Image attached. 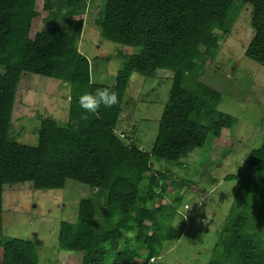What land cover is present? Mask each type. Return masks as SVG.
<instances>
[{
    "label": "trees",
    "instance_id": "16d2710c",
    "mask_svg": "<svg viewBox=\"0 0 264 264\" xmlns=\"http://www.w3.org/2000/svg\"><path fill=\"white\" fill-rule=\"evenodd\" d=\"M236 1L106 0L94 21L100 36L139 52L124 56L114 85L103 86L94 82L91 63L77 48L84 22L72 19L85 13L89 0H0V264H38L34 244L2 238L5 185L60 190L72 180L92 191V198L79 202L76 223L61 222L58 230V250L81 253V264H149L164 243L181 238L172 226L180 200L164 195L170 175L154 165L178 162L236 125L217 110L220 93L202 81L205 63L215 59L232 26ZM240 1L254 8V35L244 56L264 67V0ZM62 9L65 31L31 34L39 10L55 18ZM23 74L57 80L69 92L66 124L44 119L35 147L10 138ZM134 74L172 80L149 153L126 145L115 130ZM98 88L115 91L119 103L101 106L98 117L88 114L76 127L72 121L83 111L78 97ZM225 181L239 187L208 264H264V143L249 153L244 173Z\"/></svg>",
    "mask_w": 264,
    "mask_h": 264
},
{
    "label": "rangeland",
    "instance_id": "374dc122",
    "mask_svg": "<svg viewBox=\"0 0 264 264\" xmlns=\"http://www.w3.org/2000/svg\"><path fill=\"white\" fill-rule=\"evenodd\" d=\"M105 1L89 0L85 13L72 19L84 22L77 48L93 64L94 82L110 86L123 57L137 54L139 48L117 45L100 36L94 21L102 13ZM233 11L232 26L224 41H220L215 59L205 63L202 81L220 93L217 110L235 118L237 123L222 132L219 139L209 137L202 149L178 162L154 165V170L170 175L164 195L180 200L173 220L177 223L172 226L181 232V238L164 243L159 257L149 264H208L239 187L238 181L225 178L244 173L249 153L264 143V67L244 56L254 35V8L237 0ZM39 12L32 22L31 34L52 27L66 30V10L62 9L55 18L50 12ZM171 83V77L164 74L156 78L132 75L115 129L125 133L121 138L126 145L132 142L143 152L151 151ZM63 85L61 88L59 81L38 75H22L11 119L13 141L35 147L44 119L54 120L59 126L66 124L69 92ZM91 192L86 185L72 180H67L60 190H35L30 183L3 186L2 238L34 244L38 264H81V253L58 250V230L61 222L76 223L78 204L92 198ZM167 200L160 204H167ZM184 205L191 207L187 213ZM185 214L187 218L183 219ZM263 229L260 226L259 230Z\"/></svg>",
    "mask_w": 264,
    "mask_h": 264
},
{
    "label": "clouds",
    "instance_id": "9594fccd",
    "mask_svg": "<svg viewBox=\"0 0 264 264\" xmlns=\"http://www.w3.org/2000/svg\"><path fill=\"white\" fill-rule=\"evenodd\" d=\"M118 103L119 98L117 93L110 90L109 88H98L94 93H84L78 97L79 107L83 111L81 112L79 119L73 120L72 124L78 127L81 120L88 119V114H93L98 117L101 106H103L105 109H111ZM190 208L191 207L186 210V213ZM184 218H187L186 214Z\"/></svg>",
    "mask_w": 264,
    "mask_h": 264
},
{
    "label": "crops",
    "instance_id": "0c3cea01",
    "mask_svg": "<svg viewBox=\"0 0 264 264\" xmlns=\"http://www.w3.org/2000/svg\"><path fill=\"white\" fill-rule=\"evenodd\" d=\"M79 43H80V39H79V41H78V45H79ZM92 65H93V64H92ZM92 65H91V69H92ZM101 82H103V78H101ZM99 84H100V85H103V86H106V85H104V84H102V83H100V82H99ZM113 85H114V82H113L112 85H110V86H113ZM68 101H69V100H68ZM120 116H121V115H120ZM119 118H120V117H119ZM223 132H224V131H223ZM116 133L119 134V135H121V136L125 134L124 132L122 133V131H120L119 129L116 131ZM202 198H204V196H202ZM200 203H201V202H199V204H200ZM174 223H177V222H174ZM174 223H173V226L175 225Z\"/></svg>",
    "mask_w": 264,
    "mask_h": 264
},
{
    "label": "built area",
    "instance_id": "2783aa9c",
    "mask_svg": "<svg viewBox=\"0 0 264 264\" xmlns=\"http://www.w3.org/2000/svg\"><path fill=\"white\" fill-rule=\"evenodd\" d=\"M183 209H184V210H187L188 208H187V206L185 205ZM184 217H185V216H183V219H186V218H184Z\"/></svg>",
    "mask_w": 264,
    "mask_h": 264
}]
</instances>
